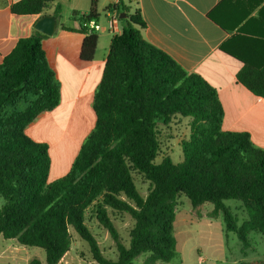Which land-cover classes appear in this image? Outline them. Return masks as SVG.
I'll list each match as a JSON object with an SVG mask.
<instances>
[{"label":"trees","instance_id":"1","mask_svg":"<svg viewBox=\"0 0 264 264\" xmlns=\"http://www.w3.org/2000/svg\"><path fill=\"white\" fill-rule=\"evenodd\" d=\"M55 0H21L12 4L16 16L40 15ZM98 0L88 15L73 13L86 35L80 59L92 62L99 34L84 24L95 20ZM124 13L122 33L113 37L101 83L94 95L95 128L67 176L48 181L49 146L34 142L26 130L61 102V87L44 48V35L17 41L0 64V237L42 249L47 264H59L71 250L74 230L89 247L97 264H172L177 255L174 235L177 200L186 196L193 207L213 205L212 215H224L226 228L237 234L243 248L249 235H264V150L245 133L223 129L224 110L217 91L201 76L186 71L171 55L142 37L140 10L124 3L105 12ZM60 17L61 7L54 11ZM125 23V25H124ZM243 67L237 81L264 98V61L260 64L230 52ZM189 118L190 134L181 143L184 159L157 163L160 124ZM150 182L142 197L134 174ZM238 200L248 220L238 219L225 204ZM109 233L117 251L109 259L87 226V211ZM108 209L134 220L126 246ZM31 264H41L37 259Z\"/></svg>","mask_w":264,"mask_h":264},{"label":"crops","instance_id":"2","mask_svg":"<svg viewBox=\"0 0 264 264\" xmlns=\"http://www.w3.org/2000/svg\"><path fill=\"white\" fill-rule=\"evenodd\" d=\"M19 1L0 0V64L20 39L44 35V48L60 83L61 102L30 125L26 134L34 142L47 144L49 151L51 145L66 153L70 150L68 173L96 124L95 115L89 130L83 129L85 113L95 114L94 95L114 37L108 31L105 10L121 2L131 13L140 10L145 41L171 55L186 71L201 76L217 91L224 110L223 129L248 134L264 150V98L237 81L243 62L221 50L226 46L252 63L264 61V0H98L97 14L103 30L98 33L95 57L89 63L80 59L86 35L73 13L88 15L91 0H55L40 15L16 16L11 6ZM57 6L61 14L56 17L54 35L38 31L37 21L46 15L54 16ZM72 240L73 245L74 234ZM74 246L59 264H95L85 250L79 251L77 243ZM22 252L15 245H2L0 264H31L33 259ZM45 260L41 264H47Z\"/></svg>","mask_w":264,"mask_h":264},{"label":"rangeland","instance_id":"3","mask_svg":"<svg viewBox=\"0 0 264 264\" xmlns=\"http://www.w3.org/2000/svg\"><path fill=\"white\" fill-rule=\"evenodd\" d=\"M65 10V9H64ZM123 23H121L122 28ZM125 25V23H124ZM84 131L89 130L90 123L95 120L94 113H85ZM189 118L177 116L169 126L159 125L160 151L157 163L164 158L170 157L174 163L183 161L181 143L188 139L190 134ZM52 160V167L49 172V181H54L68 173V165L71 160L70 150L66 153L58 146L51 145L49 151ZM136 185L142 194L147 196L150 182L142 175L134 174ZM5 204L4 198L0 197V210ZM225 204L231 209L238 219V225H242L248 220V214L242 203L238 200H228ZM213 205L206 203L200 207H193L186 196H180L177 200L176 220L174 222V235L177 239V255L172 260V264H264V235L251 232L249 241L251 246L243 248V243L234 232H229L226 228L224 215L218 217L212 215ZM110 218L118 229L122 241L126 246L130 243V232L134 227L133 218L126 213H118L108 209ZM97 238L103 254L109 259L117 258L116 247L107 230L96 221L95 210L90 208L84 220ZM74 234V244H78L79 251L87 252L89 257L88 244L82 240L78 234L71 229ZM3 246L20 247L23 255L30 258L43 260L46 262V254L42 249L19 245L15 240H6L0 237V251ZM87 250V251H86ZM145 255L135 260V264H142ZM92 260V259H91ZM90 261V258H88ZM95 263V262H94ZM97 264V263H95Z\"/></svg>","mask_w":264,"mask_h":264},{"label":"built area","instance_id":"4","mask_svg":"<svg viewBox=\"0 0 264 264\" xmlns=\"http://www.w3.org/2000/svg\"><path fill=\"white\" fill-rule=\"evenodd\" d=\"M107 25L108 31L113 36L121 34V19L117 11H108L107 12ZM84 27L87 29L89 34L99 33L103 30L102 25L95 20H91L84 24Z\"/></svg>","mask_w":264,"mask_h":264},{"label":"water","instance_id":"5","mask_svg":"<svg viewBox=\"0 0 264 264\" xmlns=\"http://www.w3.org/2000/svg\"><path fill=\"white\" fill-rule=\"evenodd\" d=\"M123 18H126L124 13L120 15V19ZM35 28L45 35L53 36L57 28V18L50 15L43 16L37 21Z\"/></svg>","mask_w":264,"mask_h":264},{"label":"bare ground","instance_id":"6","mask_svg":"<svg viewBox=\"0 0 264 264\" xmlns=\"http://www.w3.org/2000/svg\"><path fill=\"white\" fill-rule=\"evenodd\" d=\"M72 129V128H71Z\"/></svg>","mask_w":264,"mask_h":264}]
</instances>
